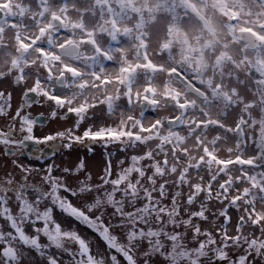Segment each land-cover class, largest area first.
<instances>
[{
    "label": "snow or ice",
    "instance_id": "6c2138e0",
    "mask_svg": "<svg viewBox=\"0 0 264 264\" xmlns=\"http://www.w3.org/2000/svg\"><path fill=\"white\" fill-rule=\"evenodd\" d=\"M0 264H264V0H0Z\"/></svg>",
    "mask_w": 264,
    "mask_h": 264
},
{
    "label": "rangeland",
    "instance_id": "374dc122",
    "mask_svg": "<svg viewBox=\"0 0 264 264\" xmlns=\"http://www.w3.org/2000/svg\"><path fill=\"white\" fill-rule=\"evenodd\" d=\"M100 151H101L100 148L97 147V152L99 153ZM80 230L86 237H93V233L91 231H89L88 229L84 228L83 226H80ZM96 242L99 244V247L101 248V250H103L104 245L102 243H100L99 241H96Z\"/></svg>",
    "mask_w": 264,
    "mask_h": 264
}]
</instances>
